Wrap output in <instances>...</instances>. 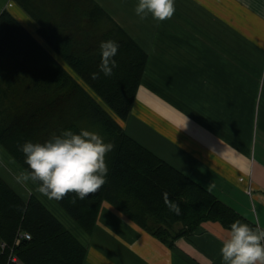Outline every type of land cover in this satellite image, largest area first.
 <instances>
[{
	"label": "crops",
	"instance_id": "crops-1",
	"mask_svg": "<svg viewBox=\"0 0 264 264\" xmlns=\"http://www.w3.org/2000/svg\"><path fill=\"white\" fill-rule=\"evenodd\" d=\"M137 2L27 0L25 9L0 0V13H11L81 86L51 42L65 56L99 34H128L148 58L131 112L119 123L264 228V0H175L163 21L141 20ZM39 194L85 246L82 264H222L230 233L218 221L201 222L169 246L108 201L91 233L75 231L59 205Z\"/></svg>",
	"mask_w": 264,
	"mask_h": 264
},
{
	"label": "trees",
	"instance_id": "trees-1",
	"mask_svg": "<svg viewBox=\"0 0 264 264\" xmlns=\"http://www.w3.org/2000/svg\"><path fill=\"white\" fill-rule=\"evenodd\" d=\"M24 6L27 0H15ZM26 9V6H24ZM45 39V34H42ZM119 43L111 76L99 72L100 43ZM92 40V39H90ZM51 42V41H50ZM99 97L97 101L55 61L8 11L0 13V144L26 170L19 146L44 142L62 129L97 131L114 148L106 154V183L85 200L69 193L53 199L84 232L91 233L104 200L169 246L193 233L199 224L215 220L224 227L239 219L255 223L189 175L168 163L119 123L127 119L147 62L148 53L128 34H99L63 56ZM111 111V112H110ZM114 114V115H113ZM167 201L178 203L181 213ZM18 229L29 239L13 246ZM0 264H82L86 248L35 195L24 199L0 175ZM19 263L8 260L11 251Z\"/></svg>",
	"mask_w": 264,
	"mask_h": 264
},
{
	"label": "clouds",
	"instance_id": "clouds-1",
	"mask_svg": "<svg viewBox=\"0 0 264 264\" xmlns=\"http://www.w3.org/2000/svg\"><path fill=\"white\" fill-rule=\"evenodd\" d=\"M135 13L141 20L152 16L163 21L173 16L175 0H138ZM119 43L114 39L101 41L99 72L91 73L93 79L111 76L117 66L115 59ZM28 169L18 173L21 182L31 180L36 191L49 199L62 200L69 193L75 198L87 199L107 181L109 167L106 154L114 148L111 141L97 131L65 128L44 142L27 140L20 146ZM170 210L180 214L178 203L166 200ZM230 235L222 241V264H264V228H256L239 219L228 229Z\"/></svg>",
	"mask_w": 264,
	"mask_h": 264
},
{
	"label": "rangeland",
	"instance_id": "rangeland-1",
	"mask_svg": "<svg viewBox=\"0 0 264 264\" xmlns=\"http://www.w3.org/2000/svg\"><path fill=\"white\" fill-rule=\"evenodd\" d=\"M97 101H101L99 97L88 87V85L83 86ZM111 112V111H110ZM114 115V114H113ZM118 120H120L118 117H116ZM7 159H6V158ZM8 160V161H6ZM22 170H25L21 164L16 161L0 144V175L7 181V183L14 188L16 192H18L24 199L28 198L31 195H35L37 198L41 200V202L46 206V204L42 200V195L40 197L39 192L36 191V184H34L31 180L21 183L19 182L16 177L18 173ZM51 200V199H50ZM53 201V199H52ZM106 201V200H104ZM54 202V201H53ZM47 207V206H46ZM60 207V206H59ZM48 208V207H47ZM51 210V209H50ZM61 212H64L63 214L66 216L67 219L72 220V218L60 207L59 209ZM52 211V210H51ZM54 213V211H52ZM55 214V213H54ZM55 216H57L55 214ZM58 219H60L57 216ZM61 220V219H60ZM62 221V220H61ZM75 223L74 221H72ZM76 225V223H75ZM77 229L75 231L83 232L82 229H80L76 225Z\"/></svg>",
	"mask_w": 264,
	"mask_h": 264
},
{
	"label": "built area",
	"instance_id": "built-area-1",
	"mask_svg": "<svg viewBox=\"0 0 264 264\" xmlns=\"http://www.w3.org/2000/svg\"><path fill=\"white\" fill-rule=\"evenodd\" d=\"M249 188H247V192L248 193H250V189ZM29 238H30V234L27 231L22 230V229H18L17 232H16V235H15V238H14L13 246L18 245L23 239H29ZM5 247H6L5 242H0V248L2 250H4ZM8 260L11 261V262H15V263H19L20 262L18 257L12 252V248H11V251H10V253L8 255Z\"/></svg>",
	"mask_w": 264,
	"mask_h": 264
}]
</instances>
